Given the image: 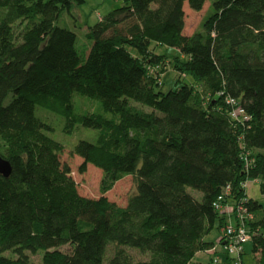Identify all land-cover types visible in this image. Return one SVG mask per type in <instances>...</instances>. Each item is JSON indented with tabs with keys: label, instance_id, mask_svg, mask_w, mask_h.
Wrapping results in <instances>:
<instances>
[{
	"label": "trees",
	"instance_id": "obj_1",
	"mask_svg": "<svg viewBox=\"0 0 264 264\" xmlns=\"http://www.w3.org/2000/svg\"><path fill=\"white\" fill-rule=\"evenodd\" d=\"M122 1L87 26L90 44L80 52L77 35L57 22L85 0H0V158L11 166L0 175V264H36L27 252L41 253V264H192L225 222L213 202L226 186L231 202L246 198L250 179L264 194V0H212L191 35L184 3L200 11L208 0ZM152 46L178 53L168 62ZM167 64L190 83L157 90ZM74 94L99 99L101 109L78 113ZM226 97L239 100L248 124L233 122ZM37 105L63 116L66 134L76 125L99 132L75 145L79 171L100 169L103 192L133 176L125 207L78 193ZM241 140L254 160L249 171ZM246 200L257 216L262 206ZM249 225L256 264H264V217ZM124 247L149 259L136 261Z\"/></svg>",
	"mask_w": 264,
	"mask_h": 264
},
{
	"label": "rangeland",
	"instance_id": "obj_2",
	"mask_svg": "<svg viewBox=\"0 0 264 264\" xmlns=\"http://www.w3.org/2000/svg\"><path fill=\"white\" fill-rule=\"evenodd\" d=\"M211 2L212 0L206 1L200 11H194L189 7L187 2L184 3V34L191 35L201 28L203 21L209 14ZM122 3V0H85V3L81 6L75 7L71 14L64 12L58 20L57 25L69 29L77 35V47L81 52L83 45L86 47L90 44L89 41L85 39L87 23H89V25L94 24L96 19L99 21L103 17L101 15H104L117 7H120ZM86 18L89 20L87 21ZM151 49L156 54H166L168 56V62L169 60H172L173 56L178 53L175 49L164 46H152ZM132 52L133 54H136L134 50H132ZM180 79L181 82L185 81L190 83L188 78L179 76L177 72L172 69L171 65L167 64L165 72L160 77V86L156 89L160 90L161 92H167L169 90L175 89L181 84V82L178 83V80ZM198 89L201 88L198 87ZM73 102L75 110L78 113H84L85 111H96L98 106L101 109V101L96 98L92 99L74 94ZM35 115L41 121L52 127L53 130L47 134L64 146V150L59 158L63 164H66L70 167L71 177L76 183L78 193L81 196L90 199H97L101 196H105L109 201L116 203L118 206L125 207L127 205L128 199L136 193V185L133 176H124L120 180L116 181L109 190L103 192L101 184L104 179V174L100 169L94 167L93 165H87L85 172L82 173L79 171V167L83 160L73 153L75 145L80 140L95 142L99 132L94 129L76 125L71 134H66L64 132L66 123L65 118L60 114L50 111L39 105L35 107ZM188 192L195 197L201 196L200 192L192 188H188ZM247 196L254 201H257L262 206V211L258 213L257 216H254V221L257 222L264 217V194H262L260 190V180H248L246 186V197ZM224 221H226L225 218ZM223 225L220 230L223 228ZM217 228L218 227H214L210 232V236L208 237L209 240L215 241V243L220 237V232ZM257 230L258 229H256V231ZM251 247V241L245 243V253L242 255V264H256ZM211 248L203 251L208 256H210L209 264L213 263L212 256L210 253H208V250ZM59 249L63 252L71 251V247L69 245L62 246ZM123 250L136 261H146L149 259L148 253L143 254L138 250L127 247H124ZM114 252L115 247L110 246L107 251V257H111ZM27 254L29 255L32 262L41 264V253L31 254L30 252H27ZM4 255L7 256L9 253H4ZM219 256L221 262L220 264H223V261L225 260L224 258H226V256L222 251H219Z\"/></svg>",
	"mask_w": 264,
	"mask_h": 264
},
{
	"label": "built area",
	"instance_id": "obj_3",
	"mask_svg": "<svg viewBox=\"0 0 264 264\" xmlns=\"http://www.w3.org/2000/svg\"><path fill=\"white\" fill-rule=\"evenodd\" d=\"M226 104L229 107V116L234 123L245 126L251 120L238 99L226 97ZM240 159L245 164V169L249 171L254 160L251 157V151L247 148L245 142L241 140L239 143ZM247 181L242 183V187L246 189ZM231 193L230 186H226L222 193L213 202L214 209L225 218L223 228L221 229L220 237L213 247L208 250L212 256V264H220L219 251H222L226 256L232 259L233 264H242V255L244 245L251 241L254 234L250 230V225L254 221V214L249 212L246 207V198H241L238 201L231 202L229 199Z\"/></svg>",
	"mask_w": 264,
	"mask_h": 264
},
{
	"label": "crops",
	"instance_id": "obj_4",
	"mask_svg": "<svg viewBox=\"0 0 264 264\" xmlns=\"http://www.w3.org/2000/svg\"><path fill=\"white\" fill-rule=\"evenodd\" d=\"M110 12V11H109ZM108 12V13H109ZM107 14V13H106ZM106 14H104V15H106ZM104 15H101V16H104ZM86 20L88 21L89 19L88 18H86ZM98 20L96 19V21L94 22V24L97 22ZM87 25H89V23H87ZM87 25H86V28H87ZM93 25V24H92ZM247 199H251V198H249L248 196L246 197ZM215 227H217V225L215 226ZM218 230H219V232H220V234H221V230H220V228H217ZM210 234L211 233H209L206 237H205V241H207V242H212V243H215V241H212V240H209L208 239V237L210 236ZM251 251H252V247H251ZM245 253V249H244V252H243V254ZM252 254H253V252H252ZM253 257H254V260H255V262L257 261V256L255 255V254H253ZM225 259V258H224ZM209 260H210V256H208L205 252H203V251H201V252H198V253H196V255H195V257L193 258V260H192V264H209ZM225 261V260H224ZM223 261V262H224ZM242 261H243V259H242Z\"/></svg>",
	"mask_w": 264,
	"mask_h": 264
},
{
	"label": "water",
	"instance_id": "obj_5",
	"mask_svg": "<svg viewBox=\"0 0 264 264\" xmlns=\"http://www.w3.org/2000/svg\"><path fill=\"white\" fill-rule=\"evenodd\" d=\"M11 174V166L8 161L0 158V175L8 178Z\"/></svg>",
	"mask_w": 264,
	"mask_h": 264
}]
</instances>
